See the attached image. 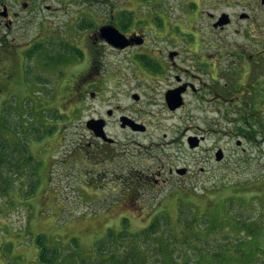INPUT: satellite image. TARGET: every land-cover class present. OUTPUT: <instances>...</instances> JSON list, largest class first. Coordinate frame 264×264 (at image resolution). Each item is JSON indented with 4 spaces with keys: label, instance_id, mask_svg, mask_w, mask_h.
Here are the masks:
<instances>
[{
    "label": "rangeland",
    "instance_id": "obj_1",
    "mask_svg": "<svg viewBox=\"0 0 264 264\" xmlns=\"http://www.w3.org/2000/svg\"><path fill=\"white\" fill-rule=\"evenodd\" d=\"M216 1L220 3L219 11L235 14L243 10L242 6L234 5L238 0ZM151 2L72 0L61 6L49 0L48 4L62 10H46L43 22L26 26L24 51H30L22 58L19 49L7 62L18 64L15 81H5L0 76V138L8 142L15 158L23 161L18 170L10 173L13 188L0 192V264H43L39 261L38 237H43L48 258H54V264H82L83 258L90 262L95 245L110 230L125 228L139 232L159 214L169 216L176 224L179 204L221 221L219 231L209 237L210 253L220 245H229L221 264H264V134L254 126L255 138L242 139L245 152L238 150L236 137L232 135L237 124L232 122L235 117H208L195 95H189L186 108L178 112L165 109L163 94L173 82L175 72L166 71L164 81L158 82L160 78L132 61L129 53H115L101 41L94 43V32L118 11L136 10L134 15L140 27L150 26L155 13ZM167 6L176 29L180 23L176 16L182 13V5L180 0H170ZM138 13L143 16L138 18ZM41 26L42 42L27 47L36 40ZM192 26L194 32L200 29L199 24ZM6 31L5 27L0 28V36L6 35ZM210 32L206 31V37L221 45L214 39L218 34ZM15 34L13 30L8 35L9 42ZM220 37L227 44L242 40L232 28ZM147 39L150 46L147 44L142 52L149 53V47L154 48L152 55L164 57L167 49L175 47L171 41L158 43L151 33ZM184 46L179 64L187 67L192 62L187 59L191 53ZM76 49L84 54L76 55ZM99 50L102 65L95 77L101 86L87 89L83 84L80 92L77 76L84 75L87 66L85 70V63L79 58ZM148 57L157 62L151 55ZM141 68L142 71H137ZM155 78L158 81L154 82ZM90 92L96 94V100L92 101ZM135 93L140 96L139 101L133 100ZM112 108L117 113L110 119L108 129L119 140L134 137L141 143L137 163L143 175L160 171L162 178H166L170 168L188 167L190 175L183 188H180L183 181L177 177L162 184L144 180L138 182L136 189L133 187V193L125 194L121 190L123 182L114 176L98 181L91 178L92 169L79 152L80 144L87 146L90 135L86 123L91 117L106 116V111ZM121 114L146 125V133L132 136L123 132L118 124ZM213 120L219 138L210 134L200 149H190L186 140L193 128L205 127ZM261 121L257 119L254 125ZM217 144L226 151L222 164L209 156ZM231 199H235V205L229 208ZM241 215L245 228L230 219Z\"/></svg>",
    "mask_w": 264,
    "mask_h": 264
},
{
    "label": "flooded vegetation",
    "instance_id": "obj_2",
    "mask_svg": "<svg viewBox=\"0 0 264 264\" xmlns=\"http://www.w3.org/2000/svg\"><path fill=\"white\" fill-rule=\"evenodd\" d=\"M48 1L0 0V28L5 27L7 29L6 35L0 36V76L3 80L15 81V69H18V64L16 61L11 65L7 64L10 57H15L20 49L22 58H25V54L30 51H24L26 43H23V40L26 26L35 21L43 22L46 18V10L48 12L62 10V7L55 8L53 5L48 4ZM55 1L62 6L72 0ZM143 1H152L150 7L155 13L150 26L143 29L140 27L139 21L134 15V12H138L136 10H129L130 13L118 11L117 14L111 16L112 18L108 23L101 25L94 32V43L101 41L105 48L110 51L129 53L132 61L138 62L141 67L149 69L160 78V81L157 78L153 79L154 82L164 81L166 71L175 72L173 82L166 86L163 94L165 109L178 112L186 108L188 96L195 95L201 110L208 117H235L232 122H237V124L234 128L235 132L232 131V135L236 137L237 149L245 152L241 140H249L248 132L253 133L254 126L264 134V0H238L239 2H234V5L242 6L243 10L235 14L227 10L219 11L218 5L220 3L216 0H180L182 13L176 16L180 20L176 29L172 22V11L167 6V2L170 0ZM228 6L232 7L233 4H228ZM246 9L248 10L246 11ZM136 15L138 18L143 16L139 13ZM18 23L21 24L18 25ZM194 24H199L200 29H198V32L192 30ZM202 24L205 25V28ZM105 26L117 28L123 35L126 45L124 47L114 46L102 37L100 29ZM228 28H232L234 35L236 37L240 36L242 40L232 44L224 43V37H220V34ZM13 30L16 31V34L13 36V41L9 42L8 35L12 34ZM37 31L36 40L28 43L27 47L30 45H33V47L38 46L42 42L43 27H39ZM206 31H212L210 32L211 35L218 34L217 38L214 39L221 45L215 44L212 39L209 40L206 37ZM200 32H202V35ZM149 33L153 35V39L158 43L171 41L173 45L175 44V47L167 49L164 52V57L159 54L152 55L155 49L150 47L148 49L149 53L142 52L148 44L147 36ZM183 42L186 46L182 44ZM182 46L186 47L185 49L191 53V57L187 59L192 62L187 67L179 64L185 52ZM82 52L81 49L75 50L76 55L82 54ZM100 53L99 50L88 52L83 57L80 56L79 61L85 63L84 68L86 70L87 66V71L84 75L77 76L78 84L76 86L78 91L83 84L87 85V89L101 86V82L99 83L95 77L96 73L100 72V66L102 65V63H99ZM150 55L156 58V63L149 60L148 56ZM83 58H86V61H82ZM165 59L168 61H165ZM23 64L24 62L21 63L22 69H24ZM142 70L143 68L137 71ZM169 94H177L176 96L181 98L182 104L173 109L172 104L168 101ZM90 96L92 101L97 98L94 92H90ZM132 98L134 101L140 100V96L136 93L133 94ZM116 113L117 111L113 108L108 109L106 116L91 117L86 123V130L90 135L86 141L87 146L80 144L79 152H81L80 158L83 157V160H86L89 168L92 169L91 178L98 181L108 177V175L114 176L117 180L123 182L121 190L125 194L133 193L132 190L137 188L138 182L144 180L151 184H162L177 177L180 178V182L183 181L180 184V188H183L184 180L190 175L188 167L174 166L170 168L166 178H162L160 171L143 175L138 166L139 162L137 163V157L141 155V143L135 140L134 137L129 140H119L112 136L108 129L110 119ZM123 118H129L145 126V131L135 130L127 121H125L126 126L123 127ZM253 118L256 121L257 119H263V121L251 125ZM90 120L101 122L105 133L104 137H99L93 126L88 125ZM215 123L216 120H213L205 127L197 126L193 128L194 132L187 136L186 143L188 147L192 150H198L203 146L208 135L217 136L219 131L214 128ZM239 123L243 126H240ZM118 124L123 132H127L132 136L147 131L146 125L125 114L119 115ZM244 127L246 131L243 129ZM217 138L219 137L217 136ZM191 144H197V146L192 148ZM136 146L139 148H136ZM210 151L212 153L209 156H212L218 164H222L226 160V151L220 145H215ZM219 152H223V159L220 161L217 160ZM89 162L92 167H90ZM200 171L204 172V168H201ZM25 178L28 177L25 176ZM12 188L13 186L9 190Z\"/></svg>",
    "mask_w": 264,
    "mask_h": 264
},
{
    "label": "trees",
    "instance_id": "obj_3",
    "mask_svg": "<svg viewBox=\"0 0 264 264\" xmlns=\"http://www.w3.org/2000/svg\"><path fill=\"white\" fill-rule=\"evenodd\" d=\"M252 121L251 125H254L256 119L253 118ZM248 135L252 140L255 138L253 133L248 132ZM1 138L0 192L5 193L14 184L10 173L18 170L23 161L15 158L8 149V142ZM29 160L32 162L31 157ZM233 205L235 199H231L228 207ZM178 206L176 224L169 216L159 214L139 232H130L125 228L120 231L110 230L106 237L95 245L92 260L87 262L83 258L82 264H211L210 260L212 264H221L229 245H220L210 253V233L219 231L217 226L222 224L221 221L196 209L187 208L185 204ZM241 217L230 219H235L237 224L245 228V222L240 221L243 219L242 215ZM36 241L40 246L39 261L43 264H54V258H48L50 255L43 237H38ZM206 247L210 249L208 252Z\"/></svg>",
    "mask_w": 264,
    "mask_h": 264
},
{
    "label": "water",
    "instance_id": "obj_4",
    "mask_svg": "<svg viewBox=\"0 0 264 264\" xmlns=\"http://www.w3.org/2000/svg\"><path fill=\"white\" fill-rule=\"evenodd\" d=\"M100 32H101L102 37L106 38L114 46L124 47L126 45V43H124L123 35L119 32V30L117 28H115L113 26H105V27H102L100 29ZM176 95L177 94H169L168 95V101L170 104H172L173 109L179 107L182 104L181 98L177 97ZM134 97L137 98L136 96H134ZM125 119H127V120H125ZM125 121H127L129 123V125H132V127L135 130L145 131V126L138 124L129 118H123V124H122L123 127L126 126ZM88 125L93 126L96 134L99 137H104L105 133L103 131V125L101 124L100 121L90 120L88 122ZM191 146H192V148H194L197 146V144H191ZM222 159H223V152H219L217 155V160L220 161Z\"/></svg>",
    "mask_w": 264,
    "mask_h": 264
}]
</instances>
